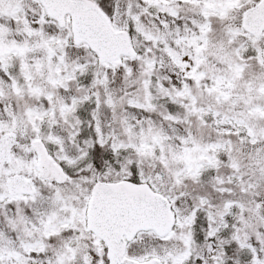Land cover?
Here are the masks:
<instances>
[{
	"label": "snow or ice",
	"instance_id": "1",
	"mask_svg": "<svg viewBox=\"0 0 264 264\" xmlns=\"http://www.w3.org/2000/svg\"><path fill=\"white\" fill-rule=\"evenodd\" d=\"M0 264H264V0H0Z\"/></svg>",
	"mask_w": 264,
	"mask_h": 264
}]
</instances>
